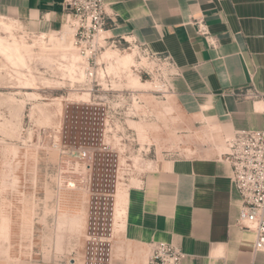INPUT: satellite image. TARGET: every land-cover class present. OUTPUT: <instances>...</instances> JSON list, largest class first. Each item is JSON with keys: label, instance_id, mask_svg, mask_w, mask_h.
I'll return each mask as SVG.
<instances>
[{"label": "rangeland", "instance_id": "374dc122", "mask_svg": "<svg viewBox=\"0 0 264 264\" xmlns=\"http://www.w3.org/2000/svg\"><path fill=\"white\" fill-rule=\"evenodd\" d=\"M21 23L14 32L33 44L24 59L37 88H20L15 71L28 70L0 55V264H146L150 241L124 236L131 198L148 175L202 145H217L215 157L224 160L225 136L211 126L200 129L205 124L198 115L173 96L168 68L138 41L112 37L115 43L100 56L130 53L139 44L132 74L159 87L134 89L120 68L106 74L104 84L94 83L85 101L80 95L87 83L72 81L60 66L72 51L43 48L37 23ZM165 79L168 92L158 91ZM20 100L26 102L21 122ZM10 122L20 131L10 134ZM84 149L92 159L79 156Z\"/></svg>", "mask_w": 264, "mask_h": 264}, {"label": "crops", "instance_id": "0c3cea01", "mask_svg": "<svg viewBox=\"0 0 264 264\" xmlns=\"http://www.w3.org/2000/svg\"><path fill=\"white\" fill-rule=\"evenodd\" d=\"M104 3L108 35L130 37L167 58L173 96L198 115L200 129L211 126L222 137L262 127L264 0ZM0 15L49 33L67 16L63 0H0ZM206 145L145 178L131 198L124 236L172 242L185 253L183 264H264V253L253 250V232L237 225L240 196L230 166L216 159L217 145Z\"/></svg>", "mask_w": 264, "mask_h": 264}, {"label": "built area", "instance_id": "2783aa9c", "mask_svg": "<svg viewBox=\"0 0 264 264\" xmlns=\"http://www.w3.org/2000/svg\"><path fill=\"white\" fill-rule=\"evenodd\" d=\"M63 10L67 15L65 22L73 31L74 45L83 58L82 64L87 75V82L84 83L91 91L94 83L99 85L103 81L101 77L97 78L98 68L101 67L98 57L106 47L110 48L115 43L113 40L108 41L112 37L103 35L112 22L110 15L105 9L104 0H63ZM198 30L202 32L200 23ZM141 50L169 67L166 57L148 53L146 47ZM167 84L168 80L165 79ZM236 95L241 96L243 93L238 92ZM262 113L264 115V106ZM224 143L225 151L220 157L223 156L229 164L231 180L240 196L237 225L253 232V250L264 253V122L260 128L235 130L224 137ZM78 154L82 159H92L90 151L86 149L80 150ZM184 258L185 253L178 245L151 241L146 264H183Z\"/></svg>", "mask_w": 264, "mask_h": 264}, {"label": "bare ground", "instance_id": "6f19581e", "mask_svg": "<svg viewBox=\"0 0 264 264\" xmlns=\"http://www.w3.org/2000/svg\"><path fill=\"white\" fill-rule=\"evenodd\" d=\"M22 23L14 18L8 17V16H4V15H0V33H2L3 35L0 34V55L3 56V58L9 62L10 64H12L13 66H15L16 68L18 67H23L26 70H28V74H24L20 71H15V73L17 74V81L20 84L19 87L23 88V89H36L37 86L35 85V77L32 74L31 70L29 69L28 63L25 61L24 59V55L28 52L31 51V44H29L26 40L24 36H20L18 37L14 30L21 28ZM65 25L68 26V28H61L60 31H55V32H42V35H40L39 37V41H40V45L45 48V47H49V46H55V47H59L60 49L65 48L68 50H71L72 52L69 53H65L64 56H66V54H68V62L66 65L60 64L61 67H65L66 70L68 71V76L70 77V79L72 81H77L80 83L83 82H87V75L86 72L84 71L83 68V58L80 56V54L77 52V49L74 45V38H73V31L70 28V26L65 22ZM50 34V35H49ZM70 35L71 40H69L68 45L65 44L66 42V37L67 35ZM49 35V36H48ZM103 35H106L103 34ZM108 37H111L110 35H107ZM124 41H126L127 43H131L132 40L130 37H124L123 38ZM133 47V46H132ZM133 51L130 53H126V54H121L118 50H110V52H107L105 56H103L101 58V56L98 58V63L101 64V67L98 70V75L99 77H101L103 79L106 78V74L109 73H116L115 69H127V73H129V85L134 88V89H143V90H155L157 89L159 86H157V84L150 82V81H143L140 79V76H134L132 74V65L136 66V61H135V52H136V48L138 49V54L140 53V47L138 45H134L133 47ZM105 54V53H104ZM143 59H146V57H142ZM104 59H106V61H108V66L106 67V69H103V63H104ZM116 59V60H115ZM115 60V61H114ZM147 60V59H146ZM114 62V64H113ZM117 63H120L121 66L117 65ZM160 85H162L161 89H159L158 91L161 92H165V89L167 88V86L163 83H161ZM166 87V88H165ZM27 94H33V97H37L38 94L36 93H27ZM89 95H90V91L89 89H86L85 92H83L80 95V98L85 100V101H89ZM26 105L25 100H20V116H19V122H21L22 120V111L24 110ZM165 110H168V108L165 106L164 107ZM18 125L10 122L8 127H6L5 129H7V131L10 134H15L16 132H19L20 130L18 129ZM4 131V130H3ZM6 134V133H5ZM225 150V147H222L223 151ZM220 151V153H222ZM68 185L70 187H74L73 184L72 186L70 185V183H72V181H68ZM122 202V199H121ZM120 205V204H119ZM119 207V206H118ZM124 209H125V200H123L122 205L118 208L117 210V216L119 218H122L123 214H124Z\"/></svg>", "mask_w": 264, "mask_h": 264}]
</instances>
